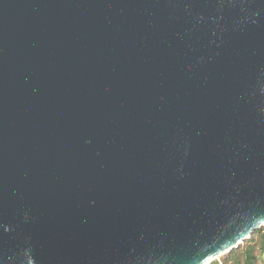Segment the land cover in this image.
<instances>
[{
  "label": "water",
  "instance_id": "1",
  "mask_svg": "<svg viewBox=\"0 0 264 264\" xmlns=\"http://www.w3.org/2000/svg\"><path fill=\"white\" fill-rule=\"evenodd\" d=\"M264 225V0H0V264H209Z\"/></svg>",
  "mask_w": 264,
  "mask_h": 264
},
{
  "label": "trees",
  "instance_id": "2",
  "mask_svg": "<svg viewBox=\"0 0 264 264\" xmlns=\"http://www.w3.org/2000/svg\"><path fill=\"white\" fill-rule=\"evenodd\" d=\"M209 264H264V225L238 248L226 253L222 262L213 260Z\"/></svg>",
  "mask_w": 264,
  "mask_h": 264
},
{
  "label": "rangeland",
  "instance_id": "3",
  "mask_svg": "<svg viewBox=\"0 0 264 264\" xmlns=\"http://www.w3.org/2000/svg\"><path fill=\"white\" fill-rule=\"evenodd\" d=\"M225 255H226V254H223V255H221V256H217V257H215L216 259H214V260H217V261H219V262H222V260H223V258H224Z\"/></svg>",
  "mask_w": 264,
  "mask_h": 264
},
{
  "label": "bare ground",
  "instance_id": "4",
  "mask_svg": "<svg viewBox=\"0 0 264 264\" xmlns=\"http://www.w3.org/2000/svg\"><path fill=\"white\" fill-rule=\"evenodd\" d=\"M221 255H223V254H220V255H218V256H221ZM217 257V256H216ZM214 259H216V258H214Z\"/></svg>",
  "mask_w": 264,
  "mask_h": 264
}]
</instances>
